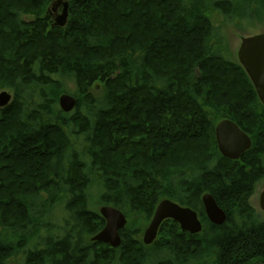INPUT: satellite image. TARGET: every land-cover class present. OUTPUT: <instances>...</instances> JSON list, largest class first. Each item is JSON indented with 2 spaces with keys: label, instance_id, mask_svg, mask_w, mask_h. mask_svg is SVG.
<instances>
[{
  "label": "trees",
  "instance_id": "1",
  "mask_svg": "<svg viewBox=\"0 0 264 264\" xmlns=\"http://www.w3.org/2000/svg\"><path fill=\"white\" fill-rule=\"evenodd\" d=\"M53 1L0 0V89L13 92L0 108V264L264 263V220L248 202L264 179V106L211 23L212 11L257 17L264 0H63L64 27ZM62 93L76 99L68 113ZM222 119L251 139L236 160L217 149ZM205 193L222 224L207 219ZM165 198L202 230L167 219L145 245ZM98 204L127 219L116 248L90 241L105 224Z\"/></svg>",
  "mask_w": 264,
  "mask_h": 264
},
{
  "label": "water",
  "instance_id": "2",
  "mask_svg": "<svg viewBox=\"0 0 264 264\" xmlns=\"http://www.w3.org/2000/svg\"><path fill=\"white\" fill-rule=\"evenodd\" d=\"M59 6L60 11L57 13L53 25L64 27L68 19V2L54 0L50 7L55 12ZM50 7L48 12H50ZM237 59L248 75L259 101L264 106V31L241 39L237 50ZM10 101L11 94L2 90L0 92V108L8 105ZM58 105L63 112L68 113L75 107L76 99L68 93H62L58 97ZM214 135L219 153L230 160L238 159L251 146L250 137L229 119H222L215 125ZM202 203L209 222L220 225L225 221V212L217 205L211 194H203ZM259 207L264 211V189L259 195ZM99 213L104 218L105 224L98 233L90 238V241L106 243L111 248L118 247L121 243L119 230L127 222L125 215L118 208L109 205L101 206ZM167 219L176 222L182 231L189 234H198L202 230V224L193 209L165 198L157 203L153 216L144 229L143 244L150 245L156 239L160 225ZM254 264L264 263L255 262Z\"/></svg>",
  "mask_w": 264,
  "mask_h": 264
},
{
  "label": "rangeland",
  "instance_id": "3",
  "mask_svg": "<svg viewBox=\"0 0 264 264\" xmlns=\"http://www.w3.org/2000/svg\"><path fill=\"white\" fill-rule=\"evenodd\" d=\"M251 5L252 7H255L254 4H251ZM57 9L58 10L54 12L51 10V7H50V17H51V21L53 22H54V19L57 13L60 11V6ZM258 11H259L258 13L259 16L255 17V15L252 14L253 16L251 18H248V19L246 18L244 22H240V23L239 22L236 23V21H234V23L226 22L223 20V17L219 15L216 11H212L211 23L213 24L214 27H219L220 33H221L220 35H224L225 37V44L222 46L223 48L222 55L225 58H228L231 61L238 63L240 65L237 59V50L239 48L241 39L243 37L252 36V35H255L257 33L264 31V11L260 7L258 8ZM241 23H243L244 28H241ZM224 48H226V50ZM68 87L69 89L74 88V86L71 83L68 84ZM2 90H6L9 94H11V99H12V96H13L12 90L0 89V92ZM90 91L92 95L95 96L96 98H102L105 93L104 87L102 85L93 86L90 88ZM218 122L219 121H216V124ZM263 189H264V179H261L254 185L253 191L250 193L249 198H248V202L250 206L253 208V210L256 212L257 216L261 220H264V211L261 210L259 207V195ZM95 201H96V196H93V203H95ZM94 207L97 210H99L101 205L99 204L94 205ZM148 223L143 227L141 235H143L144 229L146 228ZM165 235L167 236L166 233ZM255 262L256 261H253L250 264H254Z\"/></svg>",
  "mask_w": 264,
  "mask_h": 264
}]
</instances>
